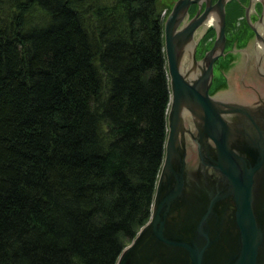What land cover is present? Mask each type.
<instances>
[{
    "label": "trees",
    "instance_id": "obj_1",
    "mask_svg": "<svg viewBox=\"0 0 264 264\" xmlns=\"http://www.w3.org/2000/svg\"><path fill=\"white\" fill-rule=\"evenodd\" d=\"M166 6L0 0V264H116L149 219Z\"/></svg>",
    "mask_w": 264,
    "mask_h": 264
},
{
    "label": "water",
    "instance_id": "obj_2",
    "mask_svg": "<svg viewBox=\"0 0 264 264\" xmlns=\"http://www.w3.org/2000/svg\"><path fill=\"white\" fill-rule=\"evenodd\" d=\"M229 1L173 0L163 11L164 157L150 217L116 264H264V0L244 5L250 27L228 53Z\"/></svg>",
    "mask_w": 264,
    "mask_h": 264
},
{
    "label": "flooded vegetation",
    "instance_id": "obj_3",
    "mask_svg": "<svg viewBox=\"0 0 264 264\" xmlns=\"http://www.w3.org/2000/svg\"><path fill=\"white\" fill-rule=\"evenodd\" d=\"M173 1V0H172ZM215 1V0H214ZM248 2V0H231L227 3L226 10V28L225 31L227 32V40H226V50L229 53L231 50V42L236 38V36H239L240 38H244L247 33L248 29L250 27L247 20H245L244 13H245V7L244 5ZM205 5L202 6V9ZM198 8L197 3H192L190 7V17L196 12ZM261 9V4L258 2L256 5V9ZM201 9V11H202ZM214 29L210 28L208 30H205L203 36L198 42L197 45V51L196 55L197 57H201V54L203 53L205 47L207 46V43L210 41H213L214 38ZM228 54L226 53L225 57H220L215 61V65L220 64L221 62H225Z\"/></svg>",
    "mask_w": 264,
    "mask_h": 264
},
{
    "label": "rangeland",
    "instance_id": "obj_4",
    "mask_svg": "<svg viewBox=\"0 0 264 264\" xmlns=\"http://www.w3.org/2000/svg\"><path fill=\"white\" fill-rule=\"evenodd\" d=\"M163 1L167 2V6L165 7V9L168 10L167 8H169V4L172 3V0H163ZM165 9H164V10H165ZM164 10H163V11H164ZM166 10H165V12H167ZM163 11H162V12H163Z\"/></svg>",
    "mask_w": 264,
    "mask_h": 264
},
{
    "label": "bare ground",
    "instance_id": "obj_5",
    "mask_svg": "<svg viewBox=\"0 0 264 264\" xmlns=\"http://www.w3.org/2000/svg\"><path fill=\"white\" fill-rule=\"evenodd\" d=\"M169 9V8H168ZM166 11H168V10H166Z\"/></svg>",
    "mask_w": 264,
    "mask_h": 264
}]
</instances>
